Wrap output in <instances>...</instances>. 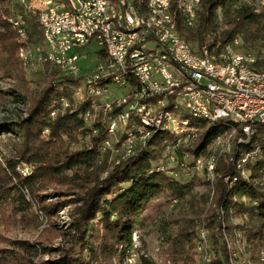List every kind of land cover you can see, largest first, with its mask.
Segmentation results:
<instances>
[{
  "label": "trees",
  "instance_id": "obj_1",
  "mask_svg": "<svg viewBox=\"0 0 264 264\" xmlns=\"http://www.w3.org/2000/svg\"><path fill=\"white\" fill-rule=\"evenodd\" d=\"M138 1L144 4L147 0ZM171 1L177 31L193 47H205L209 53H217L236 36L248 49L259 40L264 41V11L256 13L251 5L253 0H199L200 8L190 28L184 27L181 18L177 19L173 9L177 0ZM0 11L24 18L26 43L36 44L41 40L34 14L16 3L10 4V0H0ZM10 24L9 20L0 18V64L10 66L11 72L19 75L21 70L14 51L23 43ZM197 48H192L193 52L197 53ZM44 77L43 85L32 92L19 79L4 93L12 104L26 106L27 117L0 125V206L22 216L30 209L25 193L35 202H41L42 190L62 183L76 194L69 202L74 205L71 229L79 254L87 251L89 262H95L98 256L93 242H97L99 252L106 258L117 252L123 258L134 248V232L146 228L151 212L157 210L161 201L179 204L190 195V182L183 183L160 168L167 161L166 147L175 145L178 137L157 131L144 148L121 160V153L115 155L118 151L112 147L103 149L106 134L101 120L95 118L92 101H75L82 79L63 75L56 69L46 72ZM62 99L68 100L70 106L63 108ZM88 111L92 113L86 121ZM189 124L198 132L193 141L186 142L188 147L182 141L174 150L178 161L185 150L194 157L207 158L215 139L222 133L217 126L202 120H190ZM85 138L86 146L72 149ZM258 142L257 136L242 151L253 150ZM111 157L114 160L108 162ZM18 161L32 167L29 176L18 175ZM236 169L225 159H220L215 167L212 203L205 217L212 252L207 264H264L254 256L247 261L234 256L240 252L234 243L236 232L247 250L264 249V147L238 169L243 175ZM226 176L228 182L223 181ZM192 228L190 220L179 230L177 238L168 242L172 264H194L196 245ZM226 237L234 243L233 249L229 248ZM10 246L0 250V264H85L82 255L73 248L65 250L24 240L11 241ZM40 256L54 257L36 261ZM143 264L152 263L144 260Z\"/></svg>",
  "mask_w": 264,
  "mask_h": 264
},
{
  "label": "built area",
  "instance_id": "obj_2",
  "mask_svg": "<svg viewBox=\"0 0 264 264\" xmlns=\"http://www.w3.org/2000/svg\"><path fill=\"white\" fill-rule=\"evenodd\" d=\"M33 1L34 5L31 4ZM10 2L36 16L41 32V42L34 50L37 60L45 59L61 74L82 79V86L76 90L75 96L79 100H91L94 113L101 110L100 120L105 121V133L118 135L123 138L122 144H129L128 157L148 143V135H143L142 143L132 144L133 135L140 134L136 119L144 118L149 123L148 134H151L158 115H165V108H172V115H165L167 127L164 131L178 137L175 145L166 147L167 159L177 161L179 168L196 167L199 163V160L196 164L186 163L185 153L180 161L174 156L178 145L182 141L186 143V138L191 136L176 125V116H182V111H194L196 116L209 117L211 123L239 120L242 139L250 133H257L259 142H262L264 78L242 69L244 76L248 77V84L237 85L225 68L222 49L209 53L205 47L198 49L185 39L151 34L152 24L139 18L136 0H128V10L120 9V0H72V4H65L62 0ZM169 2L172 1L151 0L149 4L168 19ZM179 3L187 4L184 27H193L195 14L200 8L197 0H177V19ZM14 16L22 18L19 29L24 40L27 23L21 15ZM91 45L100 49L99 58L86 75L79 77L80 52ZM107 46L117 48L116 58H108ZM46 48H54L53 60H46ZM189 48H197V55H189ZM110 66H119V73H110ZM137 79H144V88H137ZM200 82H210L211 91H200ZM87 83H95V90H87ZM110 87L124 93L111 96ZM100 98L105 100L97 103ZM61 106L69 107L70 103L62 99ZM91 113H85L86 121L90 120ZM119 117L127 118L125 131L117 129ZM104 142L108 143L107 140ZM110 147L119 151L118 147L108 143ZM235 149H240V146L236 144Z\"/></svg>",
  "mask_w": 264,
  "mask_h": 264
},
{
  "label": "rangeland",
  "instance_id": "obj_3",
  "mask_svg": "<svg viewBox=\"0 0 264 264\" xmlns=\"http://www.w3.org/2000/svg\"><path fill=\"white\" fill-rule=\"evenodd\" d=\"M31 4L34 5V1L33 3L31 2ZM251 5L255 7L256 13L264 11V0H253ZM13 10L16 12L15 8H13ZM14 15L15 14L5 15V13L0 11V18L3 20H9V23L14 17H16ZM12 30L14 31V29ZM236 38H233V40L236 41V45H242L237 36ZM19 41L23 44L16 48L14 56L18 67L21 70L22 76L21 73L18 75L11 72L10 66H3L0 64V125L2 123L19 121L20 119L27 117L26 106L12 104L9 101V97L4 94L10 89L8 86L14 85L16 80L23 79L24 85L27 84L26 87L28 88V91L32 92L36 87L43 85L45 79L44 74L48 71L54 70V68L43 64L36 58L34 51L35 46H38L41 41L36 44L26 43V39H19ZM236 50L241 54H251L257 57L264 56V41L259 40L249 49L246 45L239 46V48L236 46ZM99 52L100 49L94 45L86 46L82 49L80 52L81 58L78 62L80 68L78 74L79 77L86 75L94 66L99 58ZM49 67H51L50 70ZM81 86L79 88H81ZM123 93V90L116 87H110L111 96H120ZM76 100H79L77 96H75V101ZM103 100H105V98H100L97 103H102ZM100 111V109L96 110L95 118H101L102 114ZM106 140L110 146L115 145L120 148L115 155L121 153L122 137L106 134ZM87 144L88 139L85 138L74 144L72 149H79ZM185 146L188 147L187 144ZM220 148L221 146L214 144L211 147L210 154L207 158L194 157L188 152V150H185L184 153L187 154V156L184 161L186 163L196 164V161L200 160L199 166L196 164V167L193 168H190L189 166L188 168H178L179 165L177 164V161H171L168 159L166 161L165 158L166 162L163 161L165 164L160 168L167 170L168 174L176 176L183 183L190 182V195L179 204H174L172 201H161L159 206H157V210L151 212V219L146 228L134 232L132 239L134 240L133 243L135 249H133L132 252H128L123 258L119 255V252L113 254L110 258H106L99 252V244L97 242H93L95 253L98 256V259L95 262H89V254L87 251L79 254L78 246L77 244H74L75 232L71 229V214L74 205L69 202L76 196V194L62 183L49 186L42 190L39 196H42L44 200L41 202H35L28 193H25V198L30 204V209L22 216L13 214L7 206H0V250L10 249L11 241L24 240L29 242H39L53 248L59 247L65 250L73 248L75 253L82 255L85 264H126L125 258L130 255L133 256V259L135 257V264H143L144 260H148L152 264H172L168 242L177 238L179 230L191 220L193 221L192 229L194 230V239L196 240H194L196 246L193 248L195 252L193 256L194 264H201L204 257L210 261V258H212V252L210 245H208L209 233L205 225V217L208 215L212 203V183L216 179L215 167L220 159H225L231 163L229 161V154L222 152V148ZM4 154L8 153L4 151ZM113 157H111V160L109 159L108 162H112V160H114ZM15 159L17 160V158ZM211 159L215 160V165L212 170H207L205 167L207 166V162ZM231 165L236 169V166L233 163H231ZM236 170L242 174V171L238 169ZM31 171L32 167L27 163L20 161L17 162L16 172L21 177L29 176ZM245 174L246 172H244V175ZM104 176L105 174H103V177ZM228 179L229 177L226 176L223 178V181L228 182ZM234 220L237 221L236 218H234ZM97 221L98 219L95 220V223H97ZM200 231L207 232L206 237L208 241H206L207 248H205V251L208 257L204 256L206 254L202 255V257L198 250L199 244L197 237H199ZM225 239L227 240L230 249H233L234 243L236 244L240 252L236 253L234 256L239 257L242 261H247L250 256H254L261 262H264V249H259L256 252L247 250L244 246L245 244L242 242L243 240L240 239L239 233H235L234 243L230 241L229 237H226ZM201 245L205 246L204 243H201ZM188 254L191 255L192 251H189ZM53 257L54 256H40L36 261H44L47 258ZM233 264L236 263L234 262Z\"/></svg>",
  "mask_w": 264,
  "mask_h": 264
},
{
  "label": "bare ground",
  "instance_id": "obj_4",
  "mask_svg": "<svg viewBox=\"0 0 264 264\" xmlns=\"http://www.w3.org/2000/svg\"><path fill=\"white\" fill-rule=\"evenodd\" d=\"M149 1L151 0H147L146 3L144 4L138 1L136 3V11L139 14V18L142 21L151 22L152 24L150 25L151 34H157L162 37L174 36L177 39H184L177 31L176 21L172 12L173 10H172L171 2H169V15L167 19L165 17V14L157 10L154 5L149 4ZM62 2L65 4H72V0H62ZM197 4L199 6L200 4L199 0H197ZM120 9L128 10V0H120ZM173 9L177 13L176 4ZM186 15H187V4L179 3L178 17L181 18L183 25L186 19ZM196 17H197V13L195 14V20ZM194 22L195 21H193V23ZM10 23L13 29L16 31L19 38L22 39V32L19 29L22 27V18L14 17L10 21ZM26 29L27 27H25V37H26ZM107 54H108V58H116L117 48L115 46H107ZM189 55H197V53H195V51L193 52L192 48H189ZM53 59H54V48H46V60H53ZM222 59L225 60V68L228 69V73L231 75L233 81L237 85L248 84V77L244 76L242 69H245L249 72H253L255 74H259V76L264 78V56L257 57L251 54L239 53L236 50V41L233 39H231V41L227 45H225V47L222 49ZM38 60H40L41 62H45V59H38ZM239 65H242V67H240ZM110 73H119V66H110ZM137 88H144V79H137ZM87 90H95V83H87ZM200 91H211V83L200 82ZM62 107L66 108L67 106H62ZM165 115H172V108H165ZM165 115H158V121H155V130L151 134H148L149 123L146 122L144 118H137L136 127L140 131V134L133 135L132 144L142 143L143 135H148V141H149L154 133H156L157 131H164V129L167 127V119H165ZM190 120H202L209 125H214L217 126L219 129H221L222 133L218 135V137L215 139L214 144L221 146V148L223 149L222 150L220 148L221 151L229 154L230 156L229 161L233 163L237 169H241L250 159H252L259 153L261 147H264V134H262V142H258L257 146L253 150H250L249 152L242 151V147L250 143L251 140L254 139L255 137L257 136L259 137V134L250 133L246 138L242 139V123L239 120H218L214 123H211L209 117L196 116V112L194 111H182V116H176V125L180 126L182 128V131H184L187 135H191L189 138H186V142L188 143L194 140L198 132L197 128L190 126L189 124ZM101 122L103 127L105 128V121L101 120ZM125 126H127V118L119 117V120H117L118 131H125ZM166 132L169 133V131ZM236 144L237 146H240V149L234 150ZM103 145H104L103 149L108 148L107 142H104ZM128 151H129V144H122V151L120 154L121 160H124L125 158L128 157ZM199 163H197V166H199ZM214 165H215V160L211 159L207 162V166L205 168H207V170L208 169L212 170ZM189 167L193 168L195 166H189ZM206 235H207L206 231H203L199 236L201 242H198L199 244L198 250L201 256L206 254L205 251V248H207ZM201 243H204L205 246H202ZM204 256H207V254ZM134 259L132 255L128 256L125 259L126 264H135ZM208 262L209 260L206 259V257H204L201 264H207Z\"/></svg>",
  "mask_w": 264,
  "mask_h": 264
}]
</instances>
